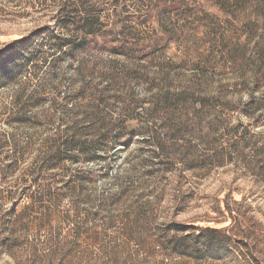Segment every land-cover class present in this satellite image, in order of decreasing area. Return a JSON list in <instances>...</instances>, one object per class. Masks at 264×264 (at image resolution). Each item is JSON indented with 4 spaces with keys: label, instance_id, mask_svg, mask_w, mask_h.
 Instances as JSON below:
<instances>
[{
    "label": "rangeland",
    "instance_id": "1",
    "mask_svg": "<svg viewBox=\"0 0 264 264\" xmlns=\"http://www.w3.org/2000/svg\"><path fill=\"white\" fill-rule=\"evenodd\" d=\"M60 5L61 0H0V50L37 35L36 67L21 80L27 95L43 88V107L28 115L32 123L51 110L55 85L61 94L80 89L75 65L63 62L54 81L43 65L54 55L53 35L71 34L57 17ZM93 5L98 41L112 35L119 46L135 51L131 59L99 56L120 77L116 87L102 83L111 93L100 133L110 121L118 122V136L141 127L146 133L120 137L119 153L110 152L105 139L102 157L67 165L65 176L45 174L17 202L16 193L37 166L45 133L11 125L8 117H16L17 109L9 103L18 86L0 91V197L5 198L0 209H56L66 233L82 223L85 232L113 246L124 242L123 224L134 209H152L160 220L145 231L135 226V240L123 256L128 264H264V0H94ZM143 53L153 54L143 60ZM192 84L208 92L187 95L192 112L163 126L161 98L169 96L175 104L179 89ZM154 105L160 114L147 121ZM13 161L17 167L9 173ZM79 173L93 178L70 195L64 183ZM43 191L50 199L39 201ZM195 237L215 251L188 252L195 258L166 256L171 247L188 251Z\"/></svg>",
    "mask_w": 264,
    "mask_h": 264
},
{
    "label": "trees",
    "instance_id": "2",
    "mask_svg": "<svg viewBox=\"0 0 264 264\" xmlns=\"http://www.w3.org/2000/svg\"><path fill=\"white\" fill-rule=\"evenodd\" d=\"M93 1L61 0L57 17L66 29L71 30L69 31L71 34L63 39L58 35H53L51 47L54 55L44 59L43 65L48 67L52 81L57 77L56 72L63 62L67 61L72 66L75 65V84L80 85V89L74 94H61L53 84L56 90L55 97L50 104L51 110L42 117V120L32 123L28 115L43 107L45 101L44 97H41L43 88L27 95L21 82L23 77L36 67L40 52L37 54L33 40L37 35L33 40L23 38L0 50V91L18 86L17 95L9 103L13 110L17 109V116L13 117L11 114L7 121L11 125L32 127L38 133H45L37 166L27 175L24 181L26 185L16 193L17 202L27 198L33 192L32 187L37 186L45 174L54 173L65 176L64 170L67 165L78 162L93 163L102 157L100 151L105 139L109 141V151L119 153L122 149H117L116 145L120 137L131 140L135 133H146L145 128L141 127L137 131L126 134L125 137H122L124 133L118 136L115 132L118 122L113 121L109 122L105 133H100L102 108L110 106L111 93L109 87L102 88V83L114 86L117 83L120 84V77L111 64L103 65L99 56L102 52H108L121 54L131 59L135 51L127 46H119L117 44L119 38L112 35H109L104 42L98 41L95 34L97 16L89 11L94 6ZM84 10L85 14L82 13ZM152 54L143 53V60L151 59ZM231 62H234V56H231ZM259 71L262 72L261 66L254 73L257 75ZM200 92L204 93L208 90L192 84L179 89L175 104L169 96L161 98L164 105L163 112L166 114L163 126L169 127L171 121H176L177 116L181 120L189 115L192 108H186L184 100L187 95ZM126 101L130 105V99L126 98ZM159 114L158 107L154 105L152 109L147 110L145 119L151 121ZM128 143H123V146L126 147ZM155 144L160 146L159 142ZM15 166L17 167V161L16 163L13 161L7 171L12 173L16 169ZM103 174L107 176L108 173L106 171ZM92 178L91 173L74 175L64 183L65 192L73 195L83 190L84 185ZM41 194L39 201L50 199V194L46 191ZM4 201L5 198L0 197V207ZM17 202L13 203V207ZM225 208L229 207L225 205ZM228 212L232 216L231 211ZM160 216V213L152 209H134L123 224L124 242L119 246H113L110 243L103 245L97 233H91L88 230L85 232L82 223H74L71 231L66 233L60 227L66 221H62L57 216L56 209H24L21 211L0 209V262L6 261L8 264H128L129 259L123 256L127 257L128 244L135 240L133 231L135 226L140 231H145L146 226L157 223ZM195 229L210 233L227 231L226 228L219 230L198 227ZM192 241L195 245L188 247V251L182 249L178 251V246L171 247L167 249L169 253L166 256L195 258L188 252L200 254L204 252L207 255L215 251L213 245L202 244L198 237Z\"/></svg>",
    "mask_w": 264,
    "mask_h": 264
}]
</instances>
